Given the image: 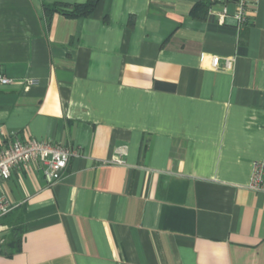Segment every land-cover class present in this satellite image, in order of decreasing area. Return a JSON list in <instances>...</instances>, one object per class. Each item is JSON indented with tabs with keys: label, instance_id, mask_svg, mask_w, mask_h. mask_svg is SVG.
Masks as SVG:
<instances>
[{
	"label": "crops",
	"instance_id": "0c3cea01",
	"mask_svg": "<svg viewBox=\"0 0 264 264\" xmlns=\"http://www.w3.org/2000/svg\"><path fill=\"white\" fill-rule=\"evenodd\" d=\"M86 1L0 0V72L15 79L0 83V146L80 152L53 184L34 163L0 179L26 207L0 264H264V192L248 186L264 159V0L242 29L233 0L224 22L194 17L199 0L44 10Z\"/></svg>",
	"mask_w": 264,
	"mask_h": 264
},
{
	"label": "built area",
	"instance_id": "2783aa9c",
	"mask_svg": "<svg viewBox=\"0 0 264 264\" xmlns=\"http://www.w3.org/2000/svg\"><path fill=\"white\" fill-rule=\"evenodd\" d=\"M200 1V0H199ZM209 10L217 14L221 22L229 15L228 0H206ZM236 4L234 17L237 20L238 29L252 22L249 19L251 6L256 0H233ZM15 79L0 72L1 84H12ZM29 83H36L35 79H29ZM0 134H2L0 129ZM79 150L68 148L52 141L46 140H21L15 137L0 146V179H9L13 170L19 167H27L36 164L42 170L43 181L53 184L64 174L68 163L73 156H78ZM113 162L123 163L121 155H117ZM249 188L264 192V159L253 162L252 174L248 184ZM16 207L15 203L5 194H0V218L7 215Z\"/></svg>",
	"mask_w": 264,
	"mask_h": 264
},
{
	"label": "trees",
	"instance_id": "16d2710c",
	"mask_svg": "<svg viewBox=\"0 0 264 264\" xmlns=\"http://www.w3.org/2000/svg\"><path fill=\"white\" fill-rule=\"evenodd\" d=\"M99 0H87L86 2L75 3L72 5L62 3H44L46 15L51 18L55 13H61L68 17H82L90 15L97 7ZM209 3L201 0L193 10V16L206 18L208 15ZM26 207L24 205L15 207L7 215L0 218V224L7 225L10 229V235L5 237L0 244V251L7 256H13L22 248L23 237L26 232L24 217Z\"/></svg>",
	"mask_w": 264,
	"mask_h": 264
}]
</instances>
